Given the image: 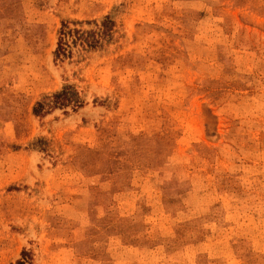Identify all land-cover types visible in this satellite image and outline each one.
I'll return each instance as SVG.
<instances>
[{"label": "rangeland", "instance_id": "1", "mask_svg": "<svg viewBox=\"0 0 264 264\" xmlns=\"http://www.w3.org/2000/svg\"><path fill=\"white\" fill-rule=\"evenodd\" d=\"M0 264H264V0H0Z\"/></svg>", "mask_w": 264, "mask_h": 264}, {"label": "trees", "instance_id": "2", "mask_svg": "<svg viewBox=\"0 0 264 264\" xmlns=\"http://www.w3.org/2000/svg\"><path fill=\"white\" fill-rule=\"evenodd\" d=\"M73 33L72 30H64L63 31V39L60 41L59 43V47H58V50L56 51V56L59 58L62 55H65L66 54V51H67V38H69V36ZM65 41V42H64ZM63 42H64V45H63ZM66 46V47H64Z\"/></svg>", "mask_w": 264, "mask_h": 264}]
</instances>
